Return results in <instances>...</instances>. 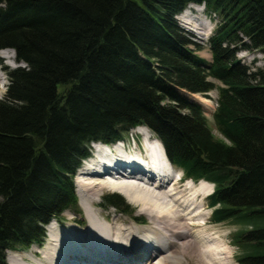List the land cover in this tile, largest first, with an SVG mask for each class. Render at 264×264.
<instances>
[{
  "label": "trees",
  "instance_id": "16d2710c",
  "mask_svg": "<svg viewBox=\"0 0 264 264\" xmlns=\"http://www.w3.org/2000/svg\"><path fill=\"white\" fill-rule=\"evenodd\" d=\"M190 3L222 18L208 42L212 62L175 18ZM4 48L25 66L9 71L0 99V264L77 206L73 177L90 143L139 125L187 176L216 184L212 220L240 226L237 262L264 264V68L237 57L264 53V0H0ZM216 88L226 140L182 94L208 98ZM105 198L129 208L120 194Z\"/></svg>",
  "mask_w": 264,
  "mask_h": 264
},
{
  "label": "bare ground",
  "instance_id": "6f19581e",
  "mask_svg": "<svg viewBox=\"0 0 264 264\" xmlns=\"http://www.w3.org/2000/svg\"><path fill=\"white\" fill-rule=\"evenodd\" d=\"M195 7L199 12L203 9L200 5ZM182 16L191 25L192 16L188 10ZM197 28L207 39L210 33L207 23L203 20ZM7 57L6 51L0 54V84L5 69L3 60ZM6 72L7 69L4 73ZM183 92L190 98H198V95ZM197 100L203 106H211V100L206 97ZM136 131L144 135L146 143L142 157L134 155L139 151L125 153L116 145L111 153H104L101 162L94 161L80 171L78 192L85 200V209H88L83 216L85 224L73 221V224L64 228L52 222L46 227L43 244L32 245L27 250H16L17 257H9L8 264H182L183 260L192 264H229L224 246L216 242L218 239L212 237L210 240L206 237L209 235L203 228V204L195 203L198 197L204 200L213 191V184L201 180L194 185H179V181L168 180L165 175L172 177L173 174L168 160L162 155L165 154L163 145L159 139L149 135L146 127H138ZM103 147L106 146L97 145L94 153L98 151L97 148L101 150ZM136 159L144 164L151 163L149 167L154 168L152 172H163L165 177L162 179L159 175L152 174L154 178L160 179L158 182V179L147 175L146 171H141L143 164ZM114 168H124L128 174L111 175ZM84 177L88 180L87 183L82 182ZM181 187L187 192V196H180ZM104 189L119 191L138 208L139 213L152 217V225L147 223L150 230H137L133 222L128 227V223L118 222L120 220L116 218L109 221L107 216L106 223H100L93 217L99 224L94 223L89 205H98V197ZM118 227L124 229L120 231ZM24 251H28V254H22Z\"/></svg>",
  "mask_w": 264,
  "mask_h": 264
},
{
  "label": "rangeland",
  "instance_id": "374dc122",
  "mask_svg": "<svg viewBox=\"0 0 264 264\" xmlns=\"http://www.w3.org/2000/svg\"><path fill=\"white\" fill-rule=\"evenodd\" d=\"M188 12L192 16V19L190 21L191 25L187 24L184 21V17L182 15H179V19H177V23L179 24V26L181 25V27H183L185 29V36L188 39H190L195 44L198 43L201 46H203V48L198 50L197 46L195 44L191 43L189 45V47L196 50L195 53L198 56H201L202 58L206 59L207 61H212V54H211L210 48L208 46V40L205 39V37H204L205 35L200 33V29H198L197 26L202 24V22L204 20L205 23H207L208 27L210 28V30H209L210 33L209 32L208 33H209V35H211V32H213L214 29L221 23L222 18L216 14H213L212 16H210L203 9L201 10V12H199V10H197L195 6L189 8ZM7 54L9 55L8 58L6 60H3V62H4L3 66H5L4 71L7 69V72L4 73V71H3V73H2L3 81L0 84V99H2L4 97V95L6 94L7 86L10 83L8 71L18 66V64L14 61V58H12V56H11V51L7 50ZM237 57L241 59L242 63L250 66L252 69L264 68V53L261 50H257V49L241 50L238 52ZM21 66H23V65H21ZM0 68H1V66H0ZM209 79L211 81L216 82L219 86H224L223 83H221L219 80H216L213 77H209ZM203 96L198 95L197 97L199 99L206 97V96L205 97H203ZM218 96H219L218 89H214V90L210 91L208 93L207 99L211 100V104H210L211 106H204V107L206 109V114H207V117L209 120V125L212 129L214 136L217 139L226 140L225 137L223 136V134L219 131V129L216 125L215 119L212 115L213 111L215 110V108L217 106ZM147 130L150 132L149 135H151L153 138L156 136L155 132H153L150 128H147ZM145 132H147V131H145ZM137 133L138 132L136 131V129L131 130V132L126 136V140H130L132 142V137H135V136H139L141 138L144 137L143 134H139V133L137 134ZM84 168H85V166L81 167L78 170L77 174L73 177L74 183L76 185V192L78 195L77 206L70 207L63 212V214L61 215V220H60L61 222H57L58 225L60 224L59 227L65 228L68 224H71V223L73 224V221H82L85 224L84 217H83L84 213H86L85 212V210H86L85 209V203H84L85 200H84L82 194L80 192H78V185H77V180L80 178L79 173L82 169L84 170ZM84 179L85 180L82 182L87 183L88 180H86L85 177H84ZM93 179H95V178H93ZM181 184H183V183H181ZM180 190H182V193ZM180 190H178L181 193L180 196H182V197H183V195L187 196V192H184L185 190L183 189V187H181ZM113 193L120 194L124 197L126 203L129 205V209L131 210V212H126V211L124 212L121 208H116V207L110 206V203L105 198V196H108L109 194H113ZM201 196H203V195H201ZM126 198L127 197L124 196L119 191L110 190V189H104L103 191H101V193L98 197V205L97 204L96 205H89V207H91L89 209V212L91 213L90 216L92 217L93 222L96 223V221L94 220V218H96V219H98V221L100 223H104L100 219V217L105 216L104 219L106 221L107 214H109V215L112 214L113 221L116 218L117 220H120L118 222L128 223V227H129L130 223L132 224V222H133V223H135V227L138 228L137 230H141L144 228L150 230L148 227L152 225V223H151V222H153L152 217H147L146 215L139 213L138 208ZM195 203L200 204V205H201V203L203 204V209L201 210V213L204 216H203V220L202 219L201 220H202V222H204L203 228L207 231V234L209 235V236H206V235L205 236L209 237L210 240L215 239V238L218 239V241H216V242L221 243L220 245H223L224 248L226 249V252L228 255L227 260H228L229 264H238L236 256L239 254V249L232 243L231 236L234 232H236V230L240 229V226L235 225V224H231L229 222H222V223L213 222L212 218H211V214H210V212H212V209L208 206L207 198H205L203 200L202 198L198 197L195 200ZM125 209H126V207H125ZM137 217L143 218L145 224L137 223L136 222ZM115 222H113V223H115ZM147 223L149 226H147ZM96 224H99V223H96ZM88 226H89V222H88V225L86 226L87 229H88ZM120 229L123 230L124 228H119V230ZM129 229H132V228H129ZM151 229L153 230V228H151ZM122 230H120V231H122ZM122 234H124V232ZM182 242L185 243L184 240H182ZM34 245H36V244H33V246ZM23 248H26V247H23ZM22 254L26 255V254H28V251H24ZM16 255L17 254L15 253V251L10 250V249L7 250L6 251L7 264H8V258L9 257H17ZM157 260L158 259H156V261ZM192 261H194V260H192ZM182 264H192V263L190 261L187 262V261L183 260Z\"/></svg>",
  "mask_w": 264,
  "mask_h": 264
}]
</instances>
